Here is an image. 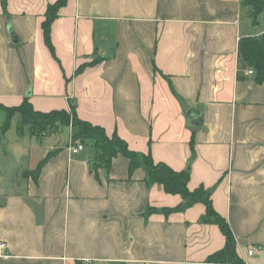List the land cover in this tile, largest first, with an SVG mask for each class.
<instances>
[{"label": "crops", "instance_id": "1", "mask_svg": "<svg viewBox=\"0 0 264 264\" xmlns=\"http://www.w3.org/2000/svg\"><path fill=\"white\" fill-rule=\"evenodd\" d=\"M57 1L0 0V103L75 107L130 150L190 171L242 264H264V84L239 53L241 38L264 30L244 25L242 0H69L52 52L42 24ZM1 129L0 264H219L208 259L226 237L201 222L204 204L166 212L183 198L148 185L143 168L130 176L123 156L93 173L88 142L69 150L72 127L63 144L28 133L12 144Z\"/></svg>", "mask_w": 264, "mask_h": 264}, {"label": "trees", "instance_id": "2", "mask_svg": "<svg viewBox=\"0 0 264 264\" xmlns=\"http://www.w3.org/2000/svg\"><path fill=\"white\" fill-rule=\"evenodd\" d=\"M69 0H58L49 5L45 20L42 24L45 43L54 52L52 43V24L59 17V12L68 4ZM6 5L7 0H3ZM242 7L247 9L252 19L253 25H259L264 14V0H242ZM239 53L246 66L254 71L255 81L264 84V33L258 37H244L239 43ZM97 61H94L96 64ZM82 68L78 70L81 71ZM0 110L6 114V120L2 125V132L9 130L12 118L18 114L20 122L17 132L20 136L26 133L31 136H44L57 132L62 127L73 128V140L82 143L92 142L93 159L90 162L91 171L95 174L99 169L111 170L114 159L123 156L129 161V173L132 176L136 170L143 168L146 172L145 181L148 185L158 184L162 186L164 192L169 195L181 196L184 203L174 210L166 212L183 211L195 204L202 203L206 206V213L201 222L206 224H216L220 226L226 237L224 249L209 257L211 263H233L242 264L237 254V244L233 232L227 221L221 217L214 209L212 202V192L204 186L195 190H190V171H176L165 163H156L149 153L139 154L130 150L127 142L115 133L109 136L102 126L94 125L82 120L76 113L75 107L72 111L56 110L48 113L37 111L29 99H25L17 107H6L0 103ZM71 112V113H70ZM47 162L40 163L36 171L30 173L38 177L42 166ZM150 209L148 212H152ZM81 264V263H79Z\"/></svg>", "mask_w": 264, "mask_h": 264}, {"label": "rangeland", "instance_id": "3", "mask_svg": "<svg viewBox=\"0 0 264 264\" xmlns=\"http://www.w3.org/2000/svg\"><path fill=\"white\" fill-rule=\"evenodd\" d=\"M242 17H243V23L245 26H248L251 30L253 29V31L255 32H260L262 30H264V14L261 17L260 23L259 25H253L252 19L249 15V12L247 9H243L242 12ZM71 113V112H70ZM20 116L18 114H16L11 122V127L8 130V132L3 135V138L8 141L9 143H16L17 141H24L20 135L17 132V125L19 122ZM6 120V114L0 110V125L4 124ZM69 135V130L68 127H64L63 130L58 133L53 135L51 138H39V137H34L32 138V141L34 142H45V143H49V142H60L61 144H63L64 142L67 141ZM27 141V140H26ZM87 148H92V142H88V144L86 145Z\"/></svg>", "mask_w": 264, "mask_h": 264}, {"label": "built area", "instance_id": "4", "mask_svg": "<svg viewBox=\"0 0 264 264\" xmlns=\"http://www.w3.org/2000/svg\"><path fill=\"white\" fill-rule=\"evenodd\" d=\"M248 74L249 75H254V71L253 70H249L248 71ZM84 149V145L82 142L80 141H74V140H71L70 144H69V150L72 154H78L80 153L82 150ZM6 247L7 245L4 243V242H1L0 241V258L1 257H4L5 256V251H6ZM261 249L259 248H252L250 251H249V255H253L254 252H258L260 251ZM191 264H196V263H191Z\"/></svg>", "mask_w": 264, "mask_h": 264}, {"label": "water", "instance_id": "5", "mask_svg": "<svg viewBox=\"0 0 264 264\" xmlns=\"http://www.w3.org/2000/svg\"><path fill=\"white\" fill-rule=\"evenodd\" d=\"M9 32H10V36H11V40L13 43H18L19 42V38L18 36L15 34L14 30L10 27L9 29ZM200 124V123H199ZM195 126L198 125V124H194ZM0 139H1V135H0Z\"/></svg>", "mask_w": 264, "mask_h": 264}]
</instances>
